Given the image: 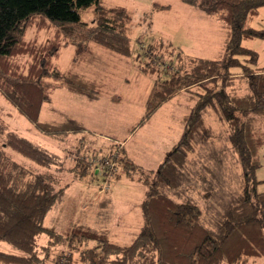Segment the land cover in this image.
Segmentation results:
<instances>
[{
  "label": "trees",
  "instance_id": "trees-1",
  "mask_svg": "<svg viewBox=\"0 0 264 264\" xmlns=\"http://www.w3.org/2000/svg\"><path fill=\"white\" fill-rule=\"evenodd\" d=\"M183 1L221 22L225 40L217 58L185 56L162 38L149 40L145 49L138 50L142 35L136 36L134 48V15L126 6H107L103 0H0V92L42 134L66 142L71 134L87 133L86 125L71 116L40 120L50 99V81L88 100L103 92L102 81L56 65L70 39L77 45L74 61L92 43L133 57L145 75L157 74L139 126L177 94L189 92L194 102L182 119L180 140L157 170L135 163L117 143L107 159H101L107 164L99 174L108 176L118 167L122 173L114 177L147 187L139 206L141 225L128 243L117 242L106 229L79 222L64 233L48 226V216L66 188L55 190L50 175L16 161L10 150L45 171L61 169L63 157L10 129L0 116V242L19 250L0 249V264H47L56 247L70 251L57 255L56 264H74V254L78 264H251L252 259H264V191L258 190L262 181L255 179L264 146V68L257 66L258 53L242 44L264 38V30L252 26L264 0ZM154 7L170 8L160 3ZM90 9L94 18L83 20ZM208 114L227 126L228 142L242 166L240 195L227 206L223 203L221 210L218 204L207 206V199L182 190L190 168L194 178L195 169L202 167L196 157L198 147L212 136ZM78 140L83 146L86 137ZM84 149L92 154L98 150L90 145ZM85 159L77 150L75 176L98 177ZM211 193L207 189L205 194ZM43 235L47 243L40 245Z\"/></svg>",
  "mask_w": 264,
  "mask_h": 264
},
{
  "label": "rangeland",
  "instance_id": "rangeland-1",
  "mask_svg": "<svg viewBox=\"0 0 264 264\" xmlns=\"http://www.w3.org/2000/svg\"><path fill=\"white\" fill-rule=\"evenodd\" d=\"M103 3L107 6H126L133 12L134 48L137 45L136 36L142 35L143 41L138 43V50L145 49L147 41L154 42L157 38L170 41L183 55L194 58L214 59L223 50L225 29L221 22L183 0H103ZM155 3L169 5L170 8H155ZM82 18L92 21L94 11L87 10ZM252 26L264 30V6L260 8V14ZM70 40L71 44L63 48L61 57L55 61L56 65L62 71L81 72L102 81L103 92L100 98L88 100L71 94L64 85L50 81V99L43 105L40 120H62L71 116L85 123L87 133L71 134L66 142L52 139L39 132L0 92V116L7 121L10 129L61 154L64 164L61 169L45 171L14 150H10V153L21 164L35 168V172L50 175L55 190L66 188L65 194L48 216V226L64 233L72 224L79 222L96 229H106L117 242L128 243L141 225L139 206L145 198L147 187L124 176L114 177V173L119 171L118 167L113 168L108 176L99 174L105 167L101 159H107L111 147L114 149L113 145L117 143L135 163L148 170H157L180 140L184 129L182 119L194 104L190 98L192 95L189 92L177 94L143 126H139L157 74L145 75L138 69L133 57L116 54L92 43H88L83 57L74 61L77 45ZM242 44L258 53L257 66L264 67V38L243 40ZM233 72L240 70L234 69ZM206 123L212 130V136L197 149L196 158L202 167L195 169L194 178L190 168V179L183 184L182 190L207 199V206L218 204L217 209L221 210L223 203L227 206L240 195L242 166L231 150L227 126L217 121L214 114H208ZM134 128L136 130L132 131ZM83 136L86 137L85 146L98 149L94 154L86 152L85 146L79 143L78 139ZM79 149L86 155L90 171H94L98 177L91 178L93 174L90 172V176L84 179L75 176L72 168ZM260 160L261 167L256 170L255 179L262 181L258 190L264 191V146L260 151ZM207 189L213 193L205 194ZM47 239L43 235L39 240L40 245H45ZM0 249L15 253L19 251L3 242H0ZM60 253L70 254V251L62 247L53 248L47 264H56L55 257ZM39 255L45 257L42 251H39ZM75 258L76 254L73 255V263L78 264ZM251 261V264H264V259L260 258Z\"/></svg>",
  "mask_w": 264,
  "mask_h": 264
},
{
  "label": "built area",
  "instance_id": "built-area-1",
  "mask_svg": "<svg viewBox=\"0 0 264 264\" xmlns=\"http://www.w3.org/2000/svg\"><path fill=\"white\" fill-rule=\"evenodd\" d=\"M104 164H107V161L106 160H104V161H102Z\"/></svg>",
  "mask_w": 264,
  "mask_h": 264
},
{
  "label": "crops",
  "instance_id": "crops-1",
  "mask_svg": "<svg viewBox=\"0 0 264 264\" xmlns=\"http://www.w3.org/2000/svg\"><path fill=\"white\" fill-rule=\"evenodd\" d=\"M261 68H264V67H261ZM72 94V93H71ZM78 97V96H77ZM84 123V122H83ZM85 124V123H84ZM263 128H264V126H263Z\"/></svg>",
  "mask_w": 264,
  "mask_h": 264
}]
</instances>
